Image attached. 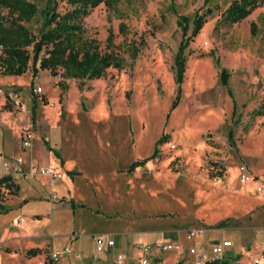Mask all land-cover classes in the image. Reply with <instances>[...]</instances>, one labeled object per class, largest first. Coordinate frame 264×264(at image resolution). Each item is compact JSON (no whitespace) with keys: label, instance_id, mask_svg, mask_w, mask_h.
I'll use <instances>...</instances> for the list:
<instances>
[{"label":"rangeland","instance_id":"obj_1","mask_svg":"<svg viewBox=\"0 0 264 264\" xmlns=\"http://www.w3.org/2000/svg\"><path fill=\"white\" fill-rule=\"evenodd\" d=\"M30 1L37 11L23 24L37 36L44 0ZM232 1L100 0L82 16L73 39L77 44L90 40L97 51L120 60V68L107 67L95 79L61 78V70L53 74L46 69L32 75L30 67L19 76L0 75V146L7 141L1 153L22 151L20 140L28 126L31 151L36 147L56 154L51 165L61 177L72 172L67 193L51 190L39 197L48 202L46 212L29 215L45 229L32 245L38 253L31 256L28 249L17 251L1 241L2 254L11 259L1 256L0 264H98L103 257L111 261L117 252L129 257L133 232L115 235V246L105 256L95 252L93 235L115 226L156 231L206 256V239L212 236L229 238L235 249L259 241L254 228L264 225V209L254 184L240 182L238 168L264 176V5L227 23L221 13ZM68 8L65 0H57L58 11ZM5 12L0 9V14ZM194 12L204 13V22L184 49L180 95L169 110L175 94L172 61L180 40L176 20L191 19ZM190 28L189 21L186 35ZM219 68L229 74L234 107L219 83ZM228 127L231 142L226 138ZM154 148L153 159L126 171ZM30 163L39 166L34 159ZM31 176L41 183L48 180ZM7 184L0 183L3 203L17 194L15 184ZM80 208L99 216L84 215ZM193 228L208 231H195L186 239L184 230ZM79 231L62 242L70 251L53 261L51 253L60 249L55 243ZM156 235L146 233L140 241ZM243 248L235 252L241 264H249ZM160 256V264H168L176 255ZM181 258L186 263L193 259L190 254ZM138 262L134 257L132 264Z\"/></svg>","mask_w":264,"mask_h":264},{"label":"trees","instance_id":"obj_2","mask_svg":"<svg viewBox=\"0 0 264 264\" xmlns=\"http://www.w3.org/2000/svg\"><path fill=\"white\" fill-rule=\"evenodd\" d=\"M69 8L60 12L57 10V0H44L39 24V33L33 35L23 23L29 22L36 14L37 8L30 0H0V9L5 14H0V75L19 76L31 68L32 75L38 69H46L61 78L95 79L100 77L107 67L120 68L121 61L110 53H101L96 50L94 44L82 41L78 44L73 39L80 31V20L88 8L97 5L100 0H65ZM264 5V0H233L221 13V19L227 23H235L244 19L256 6ZM205 13H209L206 9ZM204 13L194 12L191 19L187 16H178L176 25L180 28V40L173 56L175 94L171 101V110L180 95L184 62V49L188 41L194 37L204 22ZM191 28L188 35L186 31L188 22ZM109 38V37H108ZM42 51V54L39 53ZM218 66L217 59H214ZM229 74L219 68V83L225 87L227 95L232 99V92L227 85ZM34 107L30 109L33 114ZM226 138L232 141L231 127L227 128ZM162 137L155 141V145ZM154 148L152 154L142 160L131 162L128 170L140 166L148 159L156 156ZM9 180V177H1L0 183ZM31 255L35 251H29ZM51 264V263H50ZM174 264H193L178 261ZM202 264H230L227 259L210 258Z\"/></svg>","mask_w":264,"mask_h":264},{"label":"crops","instance_id":"obj_3","mask_svg":"<svg viewBox=\"0 0 264 264\" xmlns=\"http://www.w3.org/2000/svg\"><path fill=\"white\" fill-rule=\"evenodd\" d=\"M7 143V141H5V143L3 144V146H0V159L1 158H11V157H15V156H22L24 159V169L26 171L27 169V162L28 161H32L33 159L38 161L39 166H50L55 168V165H51V164H55L54 161V157L57 158L56 154H53L54 156L51 155V151H36L37 148H34V151H31V147L29 149H27L26 151L22 150V151H12L11 153H7V154H2L1 151L4 147V145ZM43 146L47 147L44 143ZM12 150H14V147L12 145ZM29 150V151H28ZM138 160V159H136ZM135 161V160H134ZM133 162V161H132ZM65 166H70V162L65 163ZM129 166V165H128ZM138 167V166H136ZM135 168V167H134ZM133 168V169H134ZM128 167H127V170ZM131 171V170H130ZM249 172V171H248ZM72 172L70 171L69 174H71ZM250 173V172H249ZM64 174V177H61L58 180L55 181H51V180H46L45 182H40V180L33 178L31 175L29 176L28 174H24L22 176H17V177H9V180H7L8 184L7 187H9V181L11 180L14 184H15V188H17V191L15 195H12V198L8 199V201H6V203L0 202V244L1 241L7 243V245L9 247H12L14 249H18L19 251L22 249H28L26 252L29 253V251L34 250L35 254L38 253V250L35 248H32L33 244H34V240H36L35 238L41 237L44 232L45 229L43 228V224L41 225L39 223V219L34 218L31 219L29 218V215L32 213H44L46 212L47 208H48V202L46 200L43 199H39V197H44L46 195H49V192L52 191H56L59 193L65 192L67 193V191L69 190V183H70V176ZM252 177L254 179H257L258 181H260V184L264 187V181L261 179V176L256 177L253 174ZM32 178L34 179V181H29L28 179ZM59 182L57 184V186H52L51 184L53 182ZM6 181L1 182V184H5ZM50 184L49 187H47V184ZM253 183V182H252ZM254 184V183H253ZM25 196H29L31 197L28 200H25ZM69 200V204L70 206H72V202L71 199L68 198ZM259 200L261 202V205L263 206L264 209V201L259 197ZM17 202H20L19 204H16ZM16 204V205H15ZM40 205L43 208L42 209H36L33 208V205ZM79 212H82V214L87 215V216H94L96 218H98V214L97 213H92L90 214L88 212V210L84 209V208H80L78 209ZM96 214V215H93ZM117 225L119 223H116ZM64 228H66L68 225L64 224L62 225ZM115 226V225H113ZM260 226V227H259ZM259 229L258 227L254 228V230H258L260 233V238L259 241L255 244V245H250V244H244L245 246H240L239 248L235 249L232 240H230L229 238L226 237H220V236H212L207 238V243L208 245L211 247L213 244H216L217 242H220L222 240H227L230 241V246L227 248H224V255L223 257H221L222 259H227L230 264L234 263V264H241L239 261L240 259L237 257V254L235 251H240L242 249H244L243 247H245V249H247L248 252V256L246 257V260L249 262V256L254 255L256 253L255 250V246H259L264 250V225H259ZM116 229H111L108 230L106 232H97L96 234L93 235L92 239H93V246H94V237L96 235H101L105 238L108 239H112L113 240V245L106 247L105 248V252L103 253H99L102 254L103 256H105L107 253H109L111 251V249L115 246V240H114V236L117 234H127L130 232L135 233V237L131 240H129V244L128 247L130 248V256H126L124 253L122 252H117L114 254V256L112 257L111 261H107L105 260V258L103 257L102 262H99L98 264H113V260L115 258V256L117 254L122 255L123 257V264H132L134 262V257L139 256L137 251H135V247L134 245L136 243H142V244H153L156 242H165V241H169V242H175L178 240H173V239H169V238H164L162 236L159 235L158 232L156 231H140V230H129L128 226H115ZM34 229H37L36 231H33ZM195 231H199L201 235L206 234L208 230H206L205 228H193ZM82 230V229H81ZM188 230H184V234L187 232ZM81 231L79 232H75L73 234V236H71L70 234H65L60 240L59 242H56L55 245H57V247H59L61 249L63 248H68L65 245H62V242L66 240V238H68L69 240L73 237H75L76 235H78ZM157 233V235L153 238H150L146 241H140L141 237L146 235V233ZM141 234V235H140ZM186 238V237H185ZM192 238V237H191ZM189 238V239H191ZM187 239V238H186ZM180 245V244H178ZM199 245V244H197ZM181 247V251L180 252H174L175 253V257L172 259V261L168 264H174L178 261L181 262H185L181 256L183 254H187V250L188 249H183L182 245H180ZM30 248V249H29ZM69 249V248H68ZM17 250V251H18ZM58 250V251H59ZM70 251V250H69ZM96 252V251H95ZM197 252V251H196ZM198 255L203 256L204 260L210 259L212 258V254L210 253L209 256H206L204 252H197ZM34 254V255H35ZM161 253H158L156 251H153L151 253V256L148 260V264H160L162 262V256H160ZM164 254V253H163ZM31 255V254H30ZM31 255V256H34ZM79 257L78 254H74V257ZM1 256H4L8 259V256L2 254ZM0 256V258H1ZM193 257V256H192ZM220 258V259H221ZM1 260V259H0ZM17 260V259H16ZM20 262V260H19ZM192 262H194V257L192 259ZM192 262H188V263H192ZM22 263V262H20ZM186 263V262H185ZM23 264V263H22ZM264 264V263H263Z\"/></svg>","mask_w":264,"mask_h":264},{"label":"built area","instance_id":"obj_4","mask_svg":"<svg viewBox=\"0 0 264 264\" xmlns=\"http://www.w3.org/2000/svg\"><path fill=\"white\" fill-rule=\"evenodd\" d=\"M40 90L41 87H34V91L39 92ZM8 96L9 98H11V100H13V93H9ZM13 102L15 105L17 104V101L14 100ZM30 130L31 128L29 129L28 126L24 127L23 134L20 140V148L22 150H27L31 147L32 135ZM34 173L40 176L47 177L51 181H55L61 178V174L59 173V171L50 166H35L32 163H30L28 164L27 169L25 171L24 159L22 156L0 159V178L17 177V176H22L24 174L33 175ZM238 175L240 182L243 184L246 182H253L255 193L259 195V197L264 201V187L260 184V181L254 179L252 175H250V173L243 166H240L238 168ZM261 179L264 181V176H262ZM194 233L195 230H188L185 233V237L189 239L194 236ZM230 244H231L230 241L227 240H222L220 242H217L216 244H213L210 247V253L212 254V258L220 259L221 257H223L224 248L229 247ZM112 245H113L112 239L105 238L101 235H96L94 237V249L96 252L103 253L105 252L106 247ZM134 247L136 251L139 253L138 264H148V260L153 251H156L158 253L181 251L180 245L169 241L156 242L153 244L136 243ZM3 250H4L3 246L0 244V256L2 255ZM255 250L256 253L254 255L249 256V264H263L264 250L259 246H255ZM68 252H69L68 248H63L59 251H54L51 253V259L53 261H56L60 255ZM187 253L194 257V262H192L193 264H202L205 261L203 256L198 255V253L193 248H188ZM113 264H123L122 255L117 254L113 260Z\"/></svg>","mask_w":264,"mask_h":264}]
</instances>
